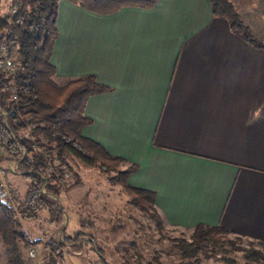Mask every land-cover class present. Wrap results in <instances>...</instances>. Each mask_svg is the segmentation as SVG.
<instances>
[{
    "label": "crops",
    "instance_id": "obj_1",
    "mask_svg": "<svg viewBox=\"0 0 264 264\" xmlns=\"http://www.w3.org/2000/svg\"><path fill=\"white\" fill-rule=\"evenodd\" d=\"M56 27L57 74L110 88L88 98L82 134L138 166L128 183L155 192L166 223L264 242V49L209 0L111 14L60 0Z\"/></svg>",
    "mask_w": 264,
    "mask_h": 264
},
{
    "label": "trees",
    "instance_id": "obj_2",
    "mask_svg": "<svg viewBox=\"0 0 264 264\" xmlns=\"http://www.w3.org/2000/svg\"><path fill=\"white\" fill-rule=\"evenodd\" d=\"M59 1L22 0L17 24L1 12L0 1V43L8 29L18 42L16 74L8 76L0 70V151L5 162L17 163L19 176L27 181L24 196L18 202L27 212L26 218L39 219L45 212L48 224L60 225L65 209L60 199L66 190L80 184L76 167L81 165L104 174L110 185L120 186L129 198L128 203L154 222L159 239L170 243V251L176 258L168 264H207L211 259L222 264H238V257L243 259L242 264H264L263 241L236 235L221 225L199 223L189 229L188 236L169 237L163 232L168 224L157 209L155 192L128 183V177L138 166L110 154L100 143L82 134V129L91 123L84 113L88 98L110 88L98 82L94 75L57 74L50 57L58 36ZM66 1L98 14H111L126 6L152 8L157 2ZM209 1L215 17L226 20L252 47L264 49V41L255 37L230 0ZM7 84L17 86L15 96L4 90ZM82 235L83 231L77 230L74 234L66 233L65 239L74 242L73 249L81 250ZM35 244L22 229L11 205L0 199V257L4 250L8 264H30L24 251ZM93 250L104 263L101 247L94 245ZM154 261L160 264L157 258ZM43 264H65L61 249L51 244Z\"/></svg>",
    "mask_w": 264,
    "mask_h": 264
},
{
    "label": "rangeland",
    "instance_id": "obj_3",
    "mask_svg": "<svg viewBox=\"0 0 264 264\" xmlns=\"http://www.w3.org/2000/svg\"><path fill=\"white\" fill-rule=\"evenodd\" d=\"M242 20L251 29L255 37L264 41V0H230ZM9 2L1 6V12L7 13ZM76 171L80 184L66 190L60 199L64 206V215L60 225L47 223L45 212L39 219H29L24 215L17 218L27 234L36 241L24 251V257L31 264H43L50 246L61 249L65 264H168L175 258L170 251V243L159 239L157 228L144 213L128 203V196L118 185H110L104 174L96 170L77 165ZM68 177V174L65 175ZM8 181L16 195L17 202L22 200L27 181L17 174H9ZM23 208L19 207V210ZM74 234L82 230L80 243L83 248L73 249V243L65 239L66 233ZM164 233L169 237L188 236L189 230H178L165 224ZM232 236V235H231ZM232 238H234L232 236ZM91 240V241H90ZM101 247L104 263L93 250ZM35 257H30L29 250ZM167 251V252H166ZM0 264H8L4 250L1 251ZM80 253L79 255H77ZM232 256V255H231ZM176 260V258L174 259ZM238 264L243 259L238 257ZM138 261V262H137ZM207 264H222L211 259Z\"/></svg>",
    "mask_w": 264,
    "mask_h": 264
},
{
    "label": "built area",
    "instance_id": "obj_4",
    "mask_svg": "<svg viewBox=\"0 0 264 264\" xmlns=\"http://www.w3.org/2000/svg\"><path fill=\"white\" fill-rule=\"evenodd\" d=\"M2 4L6 0H0ZM9 7L7 11V16L9 21L15 24L20 22V18L17 17V13L21 6L22 0H8ZM12 31L10 29L6 30L4 37L0 43V70L8 76H14L18 70V42L15 38L11 37ZM4 90L12 93L15 96L17 91V86L14 84H7ZM17 163L5 162L0 151V199L7 201L13 208L16 216L24 215L27 212L24 209L19 210V204L16 200V195L11 184L8 181L9 174H17ZM44 191V190H42ZM28 254L30 257H35L34 250H29Z\"/></svg>",
    "mask_w": 264,
    "mask_h": 264
}]
</instances>
